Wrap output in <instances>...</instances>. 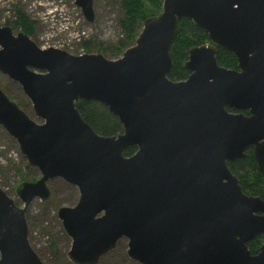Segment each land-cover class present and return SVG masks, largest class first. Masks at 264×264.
I'll return each instance as SVG.
<instances>
[{
	"label": "water",
	"instance_id": "obj_1",
	"mask_svg": "<svg viewBox=\"0 0 264 264\" xmlns=\"http://www.w3.org/2000/svg\"><path fill=\"white\" fill-rule=\"evenodd\" d=\"M76 4L94 20V0ZM182 18L210 42L189 49L192 73L175 81L170 49ZM218 47L239 70L219 64ZM0 72L40 119L0 87V125L41 172L18 185L23 206L0 186V264H47L29 240L27 210L51 196L54 178L80 191L74 206L58 208L74 264H97L123 237L141 264H264V242L257 253L249 247L264 234V199L245 193L228 165L252 147L264 176V0H163L116 59L42 48L0 24ZM81 100L106 105L123 132L99 134Z\"/></svg>",
	"mask_w": 264,
	"mask_h": 264
},
{
	"label": "rangeland",
	"instance_id": "obj_2",
	"mask_svg": "<svg viewBox=\"0 0 264 264\" xmlns=\"http://www.w3.org/2000/svg\"><path fill=\"white\" fill-rule=\"evenodd\" d=\"M18 9L33 22L31 34L14 25ZM94 12V20L89 21L76 0H0V24L11 26L15 34H28L42 48L56 47L72 54L100 52L111 58L107 53L99 51V45H116L123 38L119 23L123 16L121 1L94 0ZM86 41L92 42L90 51H86ZM0 87L6 93L16 94L25 101L26 105L21 107L30 117L40 122L18 82L0 72ZM27 164L17 141L0 125V165L3 167L0 169V186L21 206L23 202L16 190L23 180L17 170L20 168L23 173L37 179L41 177L38 168L31 166L29 169ZM48 184L51 196L46 200L37 197L28 207L29 240L47 264H74L68 257L72 238L63 228L58 208L74 206L80 191L77 186L62 178H54ZM128 242L127 237L120 239L115 249L102 256L97 264H141L128 256ZM263 242L264 237L261 244Z\"/></svg>",
	"mask_w": 264,
	"mask_h": 264
},
{
	"label": "trees",
	"instance_id": "obj_3",
	"mask_svg": "<svg viewBox=\"0 0 264 264\" xmlns=\"http://www.w3.org/2000/svg\"><path fill=\"white\" fill-rule=\"evenodd\" d=\"M123 16L119 23L124 33L116 45L100 44L99 51L107 53L111 58L120 57L123 52L132 46L143 27L145 19L149 16L157 15L162 11L163 0H120ZM15 26L21 27L28 34L32 33L33 22L18 9ZM208 34L203 28L196 26L191 19L182 18L179 22V33L171 45V55L174 60V66L170 72V78L181 80L188 76L189 71L184 67L188 58V51L192 46L200 45L207 41ZM86 51H90L92 42H84ZM217 59L220 65L233 67L237 63L236 57L223 48L218 49ZM8 93V92H7ZM20 106L26 105V102L19 99L16 94L8 93ZM77 108L83 118L101 135L109 136L123 132V125L119 118L110 112L108 107L95 100H81L77 102ZM136 146H130L125 151L126 155H131L136 151ZM230 168L240 178L243 190L247 194H252L264 198V176L258 169L252 151L246 157L238 162H230ZM27 168H31L27 164ZM0 169L3 167L0 165ZM18 175L23 181H34L37 178L31 177L28 173H23L18 169ZM22 181V182H23ZM262 236H258L251 242L249 247L253 253H257L261 246Z\"/></svg>",
	"mask_w": 264,
	"mask_h": 264
},
{
	"label": "flooded vegetation",
	"instance_id": "obj_4",
	"mask_svg": "<svg viewBox=\"0 0 264 264\" xmlns=\"http://www.w3.org/2000/svg\"><path fill=\"white\" fill-rule=\"evenodd\" d=\"M194 23V22H193ZM197 26V25H196ZM199 27V26H198ZM201 28V27H200ZM206 31V30H205ZM206 33L208 34V39H207V41H205L204 43H208V42H210V40H209V33L206 31ZM204 43H202V44H204ZM202 44H200V45H202ZM219 48H222V47H218V49ZM224 49V48H223ZM226 50V49H225ZM226 51H229V50H226ZM229 52H231L235 57H236V55L232 52V51H229ZM218 54V53H217ZM217 56V55H216ZM236 59H237V63H236V65H234L233 67H226V66H224V65H222V66H224V67H226V68H230V69H236V70H239V67H238V58L236 57ZM218 60V59H217ZM184 67H185V63H184ZM186 68V67H185ZM187 69V68H186ZM172 70V69H171ZM188 71H189V74H188V76L186 77V78H184V79H181V80H185V79H187L188 77H189V75L192 73V71H190L189 69H187ZM171 72V71H170ZM169 78H170V73H169ZM170 79H172V78H170ZM172 80H174V79H172ZM181 80H175V81H181ZM229 110L230 111H234V112H243V113H245V114H247V115H249V110H235V109H232V108H229ZM248 154L250 153V151H252V153H253V149H252V147H250V148H248ZM242 159V158H241ZM238 160H240V159H237V160H235V161H232V162H238ZM229 163L230 162H228V165H229ZM256 164H257V162H256ZM258 166V165H257ZM230 167V166H229ZM231 169V168H230ZM258 169H259V167H258ZM232 170V169H231ZM249 195H252V194H249ZM256 196V195H255ZM264 199V198H263ZM263 235V234H262ZM259 236H261V235H259ZM258 237V236H257ZM256 237V238H257Z\"/></svg>",
	"mask_w": 264,
	"mask_h": 264
}]
</instances>
